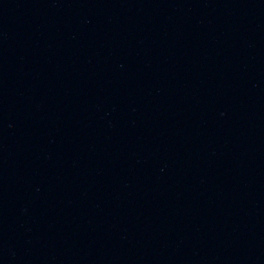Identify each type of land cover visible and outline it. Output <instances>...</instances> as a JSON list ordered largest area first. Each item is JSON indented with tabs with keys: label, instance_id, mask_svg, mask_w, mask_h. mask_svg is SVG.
I'll use <instances>...</instances> for the list:
<instances>
[{
	"label": "water",
	"instance_id": "water-1",
	"mask_svg": "<svg viewBox=\"0 0 264 264\" xmlns=\"http://www.w3.org/2000/svg\"><path fill=\"white\" fill-rule=\"evenodd\" d=\"M0 264H264V0H0Z\"/></svg>",
	"mask_w": 264,
	"mask_h": 264
}]
</instances>
